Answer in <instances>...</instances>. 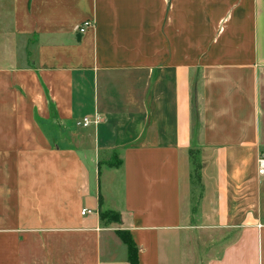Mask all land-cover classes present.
Wrapping results in <instances>:
<instances>
[{
  "label": "crops",
  "instance_id": "obj_1",
  "mask_svg": "<svg viewBox=\"0 0 264 264\" xmlns=\"http://www.w3.org/2000/svg\"><path fill=\"white\" fill-rule=\"evenodd\" d=\"M260 151L264 0H0V264H264Z\"/></svg>",
  "mask_w": 264,
  "mask_h": 264
},
{
  "label": "trees",
  "instance_id": "obj_2",
  "mask_svg": "<svg viewBox=\"0 0 264 264\" xmlns=\"http://www.w3.org/2000/svg\"><path fill=\"white\" fill-rule=\"evenodd\" d=\"M193 168H194L195 177L198 179L199 163L195 159L193 160ZM100 217L101 218H108L109 217V219L118 222L120 215L116 211L107 210V211H101ZM116 234L122 240V242L126 245L128 264H139L138 248H137V245L134 242L130 232L126 229H118V230H116Z\"/></svg>",
  "mask_w": 264,
  "mask_h": 264
},
{
  "label": "built area",
  "instance_id": "obj_3",
  "mask_svg": "<svg viewBox=\"0 0 264 264\" xmlns=\"http://www.w3.org/2000/svg\"><path fill=\"white\" fill-rule=\"evenodd\" d=\"M91 25H93V21L92 20H85L82 22V24H80L79 26H77V30L79 32H84L86 28L90 27ZM98 116H84L82 117L77 123L83 127H86L90 124H96L98 123ZM256 167H257V174L259 176H264V151H260L257 154V158H256ZM91 210L90 209H82L81 210V214H85V213H90Z\"/></svg>",
  "mask_w": 264,
  "mask_h": 264
},
{
  "label": "rangeland",
  "instance_id": "obj_4",
  "mask_svg": "<svg viewBox=\"0 0 264 264\" xmlns=\"http://www.w3.org/2000/svg\"><path fill=\"white\" fill-rule=\"evenodd\" d=\"M193 178H194V176L191 177V181H194L195 178H194V179H193ZM263 180H264V179L261 180V186H263V183H262V182H264ZM196 187H197V186H195V188H196ZM262 198L264 199V188L262 189Z\"/></svg>",
  "mask_w": 264,
  "mask_h": 264
}]
</instances>
